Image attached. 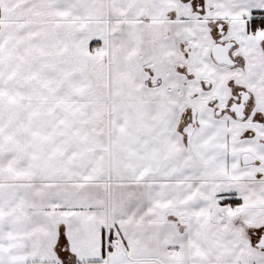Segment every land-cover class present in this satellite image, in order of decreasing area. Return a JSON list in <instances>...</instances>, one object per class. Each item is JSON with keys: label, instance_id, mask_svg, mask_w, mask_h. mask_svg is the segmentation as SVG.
Masks as SVG:
<instances>
[{"label": "snow or ice", "instance_id": "6c2138e0", "mask_svg": "<svg viewBox=\"0 0 264 264\" xmlns=\"http://www.w3.org/2000/svg\"><path fill=\"white\" fill-rule=\"evenodd\" d=\"M0 264H264V0H0Z\"/></svg>", "mask_w": 264, "mask_h": 264}]
</instances>
